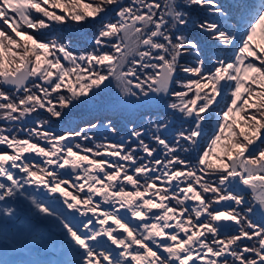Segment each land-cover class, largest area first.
Here are the masks:
<instances>
[{
    "label": "snow or ice",
    "instance_id": "obj_1",
    "mask_svg": "<svg viewBox=\"0 0 264 264\" xmlns=\"http://www.w3.org/2000/svg\"><path fill=\"white\" fill-rule=\"evenodd\" d=\"M70 21L94 30L83 51L52 33ZM113 81L188 126L150 121V142L133 127L128 141L93 147L82 142L95 123L48 129ZM0 121L34 125L0 127V225L17 214L7 201L24 197L61 227L77 254L67 264H264V0H0Z\"/></svg>",
    "mask_w": 264,
    "mask_h": 264
},
{
    "label": "bare ground",
    "instance_id": "obj_2",
    "mask_svg": "<svg viewBox=\"0 0 264 264\" xmlns=\"http://www.w3.org/2000/svg\"><path fill=\"white\" fill-rule=\"evenodd\" d=\"M12 207L21 215L16 214L10 220L14 221L10 225H0V264H67L76 258L72 251L66 249V245L55 248L48 234L42 232L40 221L44 220L52 226L53 219H42L34 210L29 211L30 202L21 196L14 200ZM37 241L42 242V249L37 247ZM50 249H54L55 255L49 261H43L41 254Z\"/></svg>",
    "mask_w": 264,
    "mask_h": 264
},
{
    "label": "rangeland",
    "instance_id": "obj_3",
    "mask_svg": "<svg viewBox=\"0 0 264 264\" xmlns=\"http://www.w3.org/2000/svg\"><path fill=\"white\" fill-rule=\"evenodd\" d=\"M246 2H247V0H246ZM196 13L197 14H199V15H201V16H205L206 15V13L203 11V10H199V11H195V12H193L192 13V15H193V17L194 18H197L196 17ZM53 29H58V30H63V29H70L71 31H72V33H74V34H77V35H81L82 37H83V40H82V42L84 43V44H87L88 43V41H90V38H91V36H92V33H93V28L92 27H90V28H87V27H85V25L83 26V27H79V28H77L76 26H75V24H74V22H69L67 25H65V26H63V27H60V26H54V28ZM192 32V33H194V34H196L199 38H200V41H201V43L204 45L205 44V38H203V35L202 34H197V32L193 29V27L191 26V25H189V27H188V30L187 31H185V35H187V32ZM60 36V35H59ZM72 41V40H71ZM73 43H75V42H78V41H72ZM80 42V41H79ZM88 46H89V44L87 45V48H88ZM73 47L77 50V51H83V50H80L79 48H78V46H76V45H74L73 44ZM89 50H90V48H89ZM181 74H183V73H181ZM184 76H185V74H183ZM108 82H106V84H107ZM175 89H176V91H178V90H180L179 88H178V86H176L175 87ZM116 97V98H115ZM114 98H115V100H114V98H112L111 99V97L109 96V95H106V96H103L101 93L100 94H98L95 98H93L92 100H90L87 104H93L96 100H97V102L98 103H102L101 105H99L98 107H102L104 104H105V101H110L112 104H116V102H117V104L116 105H118L119 107H122L123 105L119 102L120 100L119 99H121L120 97H118V95H116ZM169 98H171L172 99V97L169 95L168 96ZM133 99L132 98H127L126 99V101L127 102H129V101H132ZM146 105H144V104H141V105H139V106H137V108L135 109V110H128L132 115H134V121H133V123L130 125V127L131 128H133V127H135V128H137L138 130H140V126L139 125H137V123H140V121H141V119H142V117H143V113L142 112H140V108H142V107H145ZM148 111H150V109H148V110H146V111H144V112H148ZM151 115H153V114H151ZM145 117H147V116H145ZM161 117H163L164 119H169V117L168 116H165V115H163V116H161ZM117 119V117H111V120L112 121H115ZM142 124H144V122H141ZM216 123V121L214 122V124ZM105 124H103L102 125V128L98 131V130H96V131H98V132H100V133H102L103 135H104V137H108V135L105 133V131H107V128L104 126ZM34 125L32 124V125H29L28 127H26V128H31V127H33ZM57 134H62V132H59V133H57ZM118 135H120V134H118ZM86 142L87 141H83L82 143L85 145L86 144ZM74 143H81V141H79V139L78 140H76V141H74ZM181 155L182 156H185V153H181ZM247 199V198H246ZM11 201V200H10ZM47 227H48V225H46ZM60 227V226H59ZM61 242V241H60Z\"/></svg>",
    "mask_w": 264,
    "mask_h": 264
},
{
    "label": "trees",
    "instance_id": "obj_4",
    "mask_svg": "<svg viewBox=\"0 0 264 264\" xmlns=\"http://www.w3.org/2000/svg\"><path fill=\"white\" fill-rule=\"evenodd\" d=\"M73 39H74L75 41H78V42L81 41V40H80V37H75V38H73ZM78 42H76V43L78 44ZM183 79H184V78H182L181 80H183ZM174 85H175V87H176V83H175ZM175 87H174L173 89H171L170 92H171V91H176ZM223 97H225V96H223ZM170 99H171V98H170ZM228 102H229V100L225 97V100L220 104V106H225V104L228 103ZM223 109H224V108H223ZM223 109H222V110H223Z\"/></svg>",
    "mask_w": 264,
    "mask_h": 264
}]
</instances>
